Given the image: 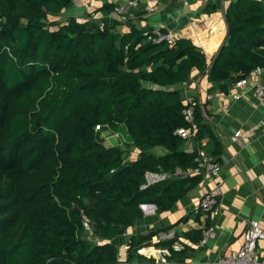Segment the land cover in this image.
Segmentation results:
<instances>
[{"label":"trees","instance_id":"1","mask_svg":"<svg viewBox=\"0 0 264 264\" xmlns=\"http://www.w3.org/2000/svg\"><path fill=\"white\" fill-rule=\"evenodd\" d=\"M72 3L0 0V264H162L139 254L154 232L129 239L124 263L112 241L142 217L141 206L168 211L200 181L146 184L148 174L194 166L179 129L195 125V140L211 142L218 162L221 144L205 105L194 103L185 121L189 103L171 88L194 70L213 83H236L264 67L263 0L229 4L225 42L209 63L191 40L156 42L163 29L131 20L124 32L106 19L102 30L90 19L50 20ZM106 129L125 130V142L106 146ZM129 147L166 153L142 151L126 162ZM202 232L187 235L197 243ZM173 243L158 245L175 260L164 264H180L192 251H174Z\"/></svg>","mask_w":264,"mask_h":264},{"label":"crops","instance_id":"2","mask_svg":"<svg viewBox=\"0 0 264 264\" xmlns=\"http://www.w3.org/2000/svg\"><path fill=\"white\" fill-rule=\"evenodd\" d=\"M126 1L82 0L80 5L72 3V6L50 20L59 23H65L68 18L86 21L90 12L96 13L104 4L118 6L125 4ZM234 1L159 0L155 12L139 14L129 20L139 29H163L172 37V42L179 38L191 40L209 63L225 42L227 24L224 12ZM104 19L108 20L110 25L118 24L116 29L120 32L127 30L126 20L111 12H97L94 21L97 23ZM242 80H244L242 87H236L235 83L229 81L213 83L206 75L194 70L188 82L171 88L182 93L184 102L191 100L201 108L205 105L209 113L208 116H204L205 121L221 144L222 152L218 160L220 171L216 176L202 172L187 177L200 176V181L168 211L158 212L153 205L141 206L142 217L126 228L122 236L112 241L116 249L119 246L123 250V258L120 260L118 257L120 263L125 262L127 242L134 236L155 233L144 257L150 255L156 262L161 257L157 253L158 250H167L168 254L164 256L165 263L175 262L169 259L168 248L158 246L161 242L174 240L172 245L174 251H180L183 247L192 250L183 262L216 264L221 255L240 249L248 221H258L264 229V97L258 98L254 90L255 83L264 84V75L256 77L250 73ZM222 86H226V91L221 89ZM194 135L195 128L190 131L187 139L183 138L186 140L185 152L190 147L194 152L200 150L211 156L212 143L206 140L199 143ZM113 137L119 139V136ZM137 151L134 158V154L128 150L126 162L134 161L142 151L156 156L166 153V150L160 147H143ZM166 179L183 180L175 177ZM156 182L158 181L146 176L147 185ZM211 192L217 193L218 205L215 214L204 221L193 211L201 197ZM205 229L208 235L204 243L202 242L204 233L197 243L188 238L187 233ZM258 252L264 255V240L258 242Z\"/></svg>","mask_w":264,"mask_h":264},{"label":"built area","instance_id":"3","mask_svg":"<svg viewBox=\"0 0 264 264\" xmlns=\"http://www.w3.org/2000/svg\"><path fill=\"white\" fill-rule=\"evenodd\" d=\"M158 1L159 0H127L125 4L115 6L112 14L116 15L123 19H133L135 18V11H141L144 14H150L155 12L158 9ZM82 0H73L74 5H80ZM264 6V0H263ZM88 18L90 20L96 19V13L90 12ZM99 29L102 30L104 24L99 21L98 22ZM156 42L166 41L167 43H172V37L166 33H161L159 31H155ZM252 75L259 77L260 75H264V67H256L252 72ZM244 85V80H239L235 83L236 87H242ZM255 95L258 98L264 97V84L255 83L254 84ZM189 106L184 110L183 114L185 117V121L191 122L193 115V106L194 103L191 100H188ZM195 128L194 125L191 126L190 129H179L177 131V135L180 137L187 139L190 135V131ZM264 128V127H263ZM97 129V128H96ZM116 138H118V134H114ZM189 154H194V166L186 169V170H176L172 174H152L147 175L149 178H153L154 181H159L168 177H175L178 179H185L189 176L199 175L202 172L208 173L212 176H216L220 171V165L216 160L198 150L194 152L192 148H188L186 150ZM218 205L217 201V193L211 192L203 195L199 201V204L194 209L193 213L198 217H201L204 221L208 220L212 215L215 214L216 208ZM143 208V207H142ZM83 227L90 231V225L88 222H83ZM204 233L203 243L207 240V230L205 229L202 232ZM264 240V229L261 227L260 223L255 220H250L247 223L243 244L237 251H231L227 254L221 255L216 264H264V255H261L258 252V242ZM158 255H160L159 261L156 263H165L164 256L168 254L167 250H158ZM139 254L142 256L147 255V249L143 248L139 251ZM150 258V255L147 256ZM180 264H190L189 262H182Z\"/></svg>","mask_w":264,"mask_h":264},{"label":"rangeland","instance_id":"4","mask_svg":"<svg viewBox=\"0 0 264 264\" xmlns=\"http://www.w3.org/2000/svg\"><path fill=\"white\" fill-rule=\"evenodd\" d=\"M114 134H115V132H113V131H111L109 129L102 130L100 132L101 137L105 138L104 144L106 146L120 144V142H122V143L125 142V138H126L125 130L120 129L119 131H117V134L119 135V139L118 140H116L113 137ZM128 150H130L131 153L134 154L133 157L135 158L136 157L135 154L138 153L137 149L134 148V147H129ZM127 158H128V153H127V156H126V160H127ZM88 232L90 234V231H88ZM89 234L87 235L86 240L93 242V239H92V237ZM117 253H118L119 259L121 260L123 258V254L124 253H123V250L119 246H117Z\"/></svg>","mask_w":264,"mask_h":264}]
</instances>
